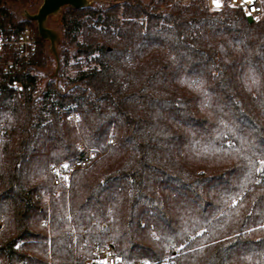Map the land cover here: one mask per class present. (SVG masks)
Instances as JSON below:
<instances>
[{
  "label": "trees",
  "instance_id": "obj_1",
  "mask_svg": "<svg viewBox=\"0 0 264 264\" xmlns=\"http://www.w3.org/2000/svg\"><path fill=\"white\" fill-rule=\"evenodd\" d=\"M37 1L0 0V31L27 26L13 11ZM260 2L251 21L229 0L66 6L58 80L42 89L52 59L36 34L0 73L1 264H83L105 244L126 262L264 264ZM85 149L64 188L53 166Z\"/></svg>",
  "mask_w": 264,
  "mask_h": 264
},
{
  "label": "built area",
  "instance_id": "obj_2",
  "mask_svg": "<svg viewBox=\"0 0 264 264\" xmlns=\"http://www.w3.org/2000/svg\"><path fill=\"white\" fill-rule=\"evenodd\" d=\"M232 5H241L245 9L247 15L256 19L262 13V6L260 0H229ZM223 0H205L207 7L214 8L216 4H222ZM36 47V32L32 27L23 26L17 31H12L5 34L0 31V73H8L15 71L18 68L21 61L30 56ZM19 86V83L15 84V87ZM71 118L77 119L78 116L71 115ZM85 147V143L82 140L79 143V148L82 150ZM85 157L80 160H75L69 165H57L53 166L55 173L58 177L66 175L68 168L77 169L86 167L89 165L90 151L85 149ZM22 240L18 241L15 245L16 248L20 247ZM92 255L85 260L83 264H175L173 260L166 259L160 261L147 260V259H135L130 262L124 261L119 255L113 252L110 245H93L91 249ZM1 264V259H0ZM18 264H25L20 261ZM47 264H50L48 261ZM69 264H78L72 262Z\"/></svg>",
  "mask_w": 264,
  "mask_h": 264
},
{
  "label": "rangeland",
  "instance_id": "obj_3",
  "mask_svg": "<svg viewBox=\"0 0 264 264\" xmlns=\"http://www.w3.org/2000/svg\"><path fill=\"white\" fill-rule=\"evenodd\" d=\"M89 1H90V3L92 5H95V4L107 5V4H111V3L115 2V1H118L119 3H122L124 1L126 2L127 0H89ZM175 1L176 2L180 1L183 4H187L189 2V0H174V2ZM41 2H42V0H38L37 1V6L35 8H30L29 9L28 6H19L13 12L15 13V16L17 17V19L24 20V19H26L25 16H24V13L35 12V10L37 9V7L40 5ZM204 3H205V0H204ZM223 5H224V0H223L222 4H216L215 8L216 9H222L224 7ZM66 8H67L66 6H62V8L59 10L58 13L48 16V18L46 20V25L48 27H51V28L55 29L59 33V40L60 41L62 40L61 30H62V25H63V17L65 15L67 16ZM160 8L162 10H165V8L163 6L160 7ZM260 17L262 18V15L258 16L257 18H260ZM26 20L28 21L27 26L32 27L35 30L36 34L38 35L36 22L34 20H28V19H26ZM44 43H45L46 50L50 54L51 59L54 61L55 59L53 58L52 54L49 51L50 43H48V40L44 41ZM73 46L74 45H71V47L69 46V56L70 57H68V59H69L68 60V64L65 66V72H64V75L68 76L70 80L75 78V76H76L75 74L79 70V68L77 67V62H80V60H82V59H80L78 57L73 56V49H74ZM57 47H58V44H57ZM57 55H59V49L58 48H57ZM52 60L48 61L46 67L43 68L42 70L41 69H36V70H38V73H39V76H40L39 87L41 89L44 87V85L46 84L48 79L52 78V76H54L53 73H54V70H55L56 63H55V61L53 63ZM82 66L85 67L84 66V61H82ZM58 70H59V68H58ZM58 70H57V72L55 74V77H56L55 81L58 80V76H59L58 75ZM78 148H79V145H78ZM79 150H80V148H79ZM68 177H69V173H67L65 176L63 175L62 177H58L59 183L62 186H64V188H66V189H67V186H68V183H67ZM56 194H58V192H56Z\"/></svg>",
  "mask_w": 264,
  "mask_h": 264
},
{
  "label": "water",
  "instance_id": "obj_4",
  "mask_svg": "<svg viewBox=\"0 0 264 264\" xmlns=\"http://www.w3.org/2000/svg\"><path fill=\"white\" fill-rule=\"evenodd\" d=\"M92 4L89 0H42L35 12L24 13V16L28 20H34L38 30L39 37L50 43L49 51L55 59L56 66L53 75L55 76L59 68V59L57 55V44L59 42V33L46 25L48 16L56 14L62 8V6H70L74 9L89 7ZM247 20L251 21L252 18L247 15Z\"/></svg>",
  "mask_w": 264,
  "mask_h": 264
}]
</instances>
